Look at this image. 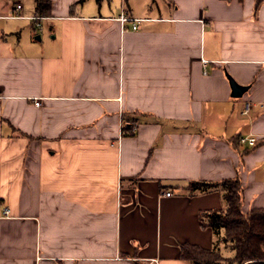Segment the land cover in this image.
Here are the masks:
<instances>
[{
    "label": "crops",
    "instance_id": "crops-1",
    "mask_svg": "<svg viewBox=\"0 0 264 264\" xmlns=\"http://www.w3.org/2000/svg\"><path fill=\"white\" fill-rule=\"evenodd\" d=\"M51 1L0 0V264L233 257L200 213L264 208V0Z\"/></svg>",
    "mask_w": 264,
    "mask_h": 264
},
{
    "label": "trees",
    "instance_id": "trees-1",
    "mask_svg": "<svg viewBox=\"0 0 264 264\" xmlns=\"http://www.w3.org/2000/svg\"><path fill=\"white\" fill-rule=\"evenodd\" d=\"M260 3L262 0H257ZM35 15L52 14L51 0H35ZM132 125L125 126L130 133ZM211 181H191L188 188L192 193L205 192L217 187ZM226 208L201 211L203 226L223 231V237L235 248L233 257H224L217 250L197 246H184L182 256L199 264H264V208L243 211V184L240 178H228L221 183Z\"/></svg>",
    "mask_w": 264,
    "mask_h": 264
},
{
    "label": "built area",
    "instance_id": "built-area-1",
    "mask_svg": "<svg viewBox=\"0 0 264 264\" xmlns=\"http://www.w3.org/2000/svg\"><path fill=\"white\" fill-rule=\"evenodd\" d=\"M22 8V5L21 4H18L17 5V9H21ZM39 17L38 16H35V19H38ZM121 20L123 22L127 21V20H133V21H137V20H140L138 18H131V17H127V16H122L121 17ZM37 26L38 27H41V24L40 23H37ZM133 28H137V24H134L133 25ZM37 105H40V101L39 100H36L35 102ZM253 107V103L252 102H247L245 104V109H244V112L247 113L250 111V109ZM241 142L242 143H248L249 145H255L257 143V137L256 136H250V137H241ZM171 192L170 191H167L166 192V195H170ZM7 212V211H6ZM154 261H156L155 259H152ZM143 264H149V263H143Z\"/></svg>",
    "mask_w": 264,
    "mask_h": 264
},
{
    "label": "water",
    "instance_id": "water-1",
    "mask_svg": "<svg viewBox=\"0 0 264 264\" xmlns=\"http://www.w3.org/2000/svg\"><path fill=\"white\" fill-rule=\"evenodd\" d=\"M39 38V36H38ZM231 85L233 88L232 95L235 97L241 96L242 93L246 90V86L239 84L235 79L230 77Z\"/></svg>",
    "mask_w": 264,
    "mask_h": 264
},
{
    "label": "rangeland",
    "instance_id": "rangeland-1",
    "mask_svg": "<svg viewBox=\"0 0 264 264\" xmlns=\"http://www.w3.org/2000/svg\"><path fill=\"white\" fill-rule=\"evenodd\" d=\"M22 2L28 6L30 8L31 5H35V0H22ZM38 34V32H36V29H34L33 31V37H36V35ZM222 252L224 255L226 256H230L232 254V252H234L233 249L231 248H223Z\"/></svg>",
    "mask_w": 264,
    "mask_h": 264
}]
</instances>
